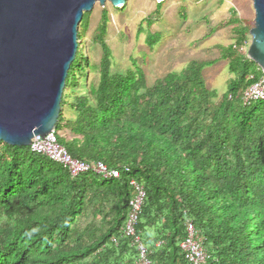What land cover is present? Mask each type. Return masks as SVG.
I'll return each mask as SVG.
<instances>
[{
    "label": "trees",
    "instance_id": "obj_1",
    "mask_svg": "<svg viewBox=\"0 0 264 264\" xmlns=\"http://www.w3.org/2000/svg\"><path fill=\"white\" fill-rule=\"evenodd\" d=\"M88 15L56 134L73 158L103 162L121 176L73 179L47 157L0 141V264H136L137 248L123 235L130 180L145 193L136 231L154 264H189L180 249L189 223L206 264H264V100L242 101L262 73L240 51L252 28L236 15L229 21L239 26L237 41L218 51L233 78L216 102L203 71L219 60L191 61L152 87L139 68L112 74L106 12L96 37L99 80L86 84L80 41ZM160 41V33L147 36L150 48Z\"/></svg>",
    "mask_w": 264,
    "mask_h": 264
},
{
    "label": "water",
    "instance_id": "obj_2",
    "mask_svg": "<svg viewBox=\"0 0 264 264\" xmlns=\"http://www.w3.org/2000/svg\"><path fill=\"white\" fill-rule=\"evenodd\" d=\"M162 3L166 0H154ZM255 12L247 58L264 72V0ZM127 0H0V141L28 148L56 130L79 26L96 4Z\"/></svg>",
    "mask_w": 264,
    "mask_h": 264
},
{
    "label": "rangeland",
    "instance_id": "obj_3",
    "mask_svg": "<svg viewBox=\"0 0 264 264\" xmlns=\"http://www.w3.org/2000/svg\"><path fill=\"white\" fill-rule=\"evenodd\" d=\"M103 12L108 17L104 40L113 55L112 74L125 75L139 68L145 75L146 86L152 87L156 80L182 71L191 61L219 60L203 71L206 86L219 94L216 102L233 78L228 63L219 59L218 51L219 46L228 47L237 41L235 29L239 26L230 25L229 21L236 15L243 27L253 28L255 19L251 0H166L162 3L127 0L122 8H113L110 3L104 7L96 4L88 15L80 41L82 57H86L82 58L86 64L83 72L88 71L84 82L88 85L97 84L99 80L102 51L96 37ZM147 18L153 20L151 26ZM155 33L161 34V41L150 48L147 36ZM250 45L251 36L247 34L240 48L246 56ZM65 114L69 120L77 118L69 107ZM59 135L71 138L64 130Z\"/></svg>",
    "mask_w": 264,
    "mask_h": 264
},
{
    "label": "built area",
    "instance_id": "obj_4",
    "mask_svg": "<svg viewBox=\"0 0 264 264\" xmlns=\"http://www.w3.org/2000/svg\"><path fill=\"white\" fill-rule=\"evenodd\" d=\"M250 79L253 80L252 77ZM262 100H264V72L261 73L258 80L253 81L245 88L242 95L244 105H250ZM28 148L31 152L45 156L52 162L62 166L73 179L85 174H96L106 180L118 179L121 176L120 170L113 169L103 162H87L73 158L67 149L58 142L56 130L45 135L44 140L41 135L34 136ZM130 185L134 189V195L129 202V213L123 228V235L131 239L132 244L137 248L138 258L136 264H154L150 260L149 252L136 231L145 193L137 181L130 180ZM180 249L184 259L189 264H206V252L191 223L187 225L185 237L180 243Z\"/></svg>",
    "mask_w": 264,
    "mask_h": 264
},
{
    "label": "crops",
    "instance_id": "obj_5",
    "mask_svg": "<svg viewBox=\"0 0 264 264\" xmlns=\"http://www.w3.org/2000/svg\"><path fill=\"white\" fill-rule=\"evenodd\" d=\"M204 61H208V60H204ZM66 110V109H65ZM64 111V110H63ZM64 115L66 116V114H65V111H64ZM67 117V116H66ZM67 119H68V117H67ZM69 120V119H68Z\"/></svg>",
    "mask_w": 264,
    "mask_h": 264
}]
</instances>
